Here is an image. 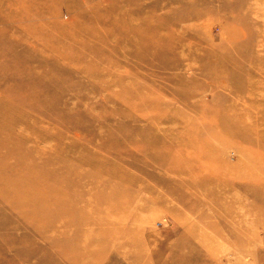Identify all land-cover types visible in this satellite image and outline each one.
Returning a JSON list of instances; mask_svg holds the SVG:
<instances>
[{"label": "rangeland", "instance_id": "obj_1", "mask_svg": "<svg viewBox=\"0 0 264 264\" xmlns=\"http://www.w3.org/2000/svg\"><path fill=\"white\" fill-rule=\"evenodd\" d=\"M0 264H264V0H0Z\"/></svg>", "mask_w": 264, "mask_h": 264}]
</instances>
